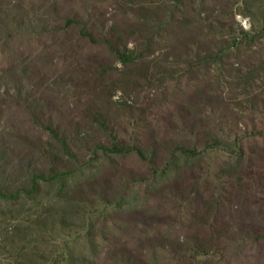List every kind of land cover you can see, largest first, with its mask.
Listing matches in <instances>:
<instances>
[{"label":"rangeland","instance_id":"1","mask_svg":"<svg viewBox=\"0 0 264 264\" xmlns=\"http://www.w3.org/2000/svg\"><path fill=\"white\" fill-rule=\"evenodd\" d=\"M68 1L0 0V264H264V238L192 244L234 227L238 190L264 205V0H86L126 33L133 63L96 33L45 25L43 7ZM39 94L86 131L70 155L36 122L26 98ZM142 142L198 151L154 167L101 148ZM236 166L256 173L242 188Z\"/></svg>","mask_w":264,"mask_h":264},{"label":"trees","instance_id":"2","mask_svg":"<svg viewBox=\"0 0 264 264\" xmlns=\"http://www.w3.org/2000/svg\"><path fill=\"white\" fill-rule=\"evenodd\" d=\"M86 0H73L68 1L66 3H63L62 5H55V4H48L47 6L43 7V17L46 18L45 25L50 24H57V23H65L66 28L71 27V25H77L78 26V35L82 38H91L92 41L94 40L92 37H94L93 33H96L97 35V41L109 45L110 47H114L113 51L115 55L118 57V59L122 63H133L137 60L136 56L134 55V52L129 50L124 44L122 45V39L124 40V37L126 35L122 34V30H119L115 25L111 23V20L108 19V16L103 15L104 13H100V11H97L96 14L89 11L88 3ZM136 0H123V2L131 3ZM145 1V0H142ZM70 40L65 39L58 40L56 42V45L61 49L63 46L66 45ZM69 80V81H68ZM67 81L71 84H74L76 87L77 80L68 79ZM82 83V84H81ZM89 79L84 80L83 82H80L78 87H83L85 85H88ZM40 96H28L26 98V101L28 102L29 108L32 109V111L35 113V115L38 117L39 120H36L37 123L41 124L51 135L52 137L58 142V144L61 146L63 152L65 154L70 155V144L72 142L80 143L81 141H84L86 138H84L86 131L81 128V126L78 127V121L77 120H71L66 114V112L55 106L53 103V100L50 96H43L44 94H39ZM37 97V98H36ZM180 109L176 111L178 119L181 121L185 120V116L181 114ZM92 118L97 123H101L104 128H107V125L105 124V121L100 118L92 116ZM171 123L169 120L168 123ZM193 129V126H191ZM194 135L197 137H200V141L202 138H204V135L200 132H197L195 128ZM208 136V134H206ZM210 138V136H209ZM206 140V139H205ZM214 144L208 145L209 147H214L216 144V141H213ZM142 142V144L135 146V147H129V146H121L118 144H113L111 148H104L101 146L102 150H106L113 153H126V152H135L139 157L147 159L149 163L156 167L158 166L157 159L159 158V155L164 153H182L185 155H195L198 150L196 149H188L185 148L182 145H168V144H153V145H145ZM42 153L45 156H48L49 158H53L55 156L54 153L48 152L44 148H41ZM241 151V150H240ZM262 172L264 175V166H261ZM231 172H229L230 177L239 183L240 188L244 186V181L246 179L251 178V174L254 172L251 168H242L240 166H236L233 168ZM35 172V170H33ZM252 172V173H251ZM254 176H256V173L254 172ZM57 177L56 175L54 176ZM39 178V177H38ZM37 178V179H38ZM42 178V177H41ZM254 187V186H253ZM7 186L1 185L0 186V196L6 198V194L1 192V189H6ZM171 190H175V192L179 191L182 192L183 188L177 187L175 185L171 186ZM249 189L247 190V192ZM246 191L244 190H238V202L237 207L240 211V216L237 221L234 223V227L229 224H226L227 226H218V227H210L211 230H209L204 235H197L193 238V246L195 249L199 250L201 253H207L211 250V240L212 238H224L228 233H239L242 235H245L246 237H251L254 239V237L257 238H264V222H261V218L264 215V205L259 207L256 203L252 204L249 202L251 199L247 198ZM254 205H257L260 209V212L253 209ZM154 220V219H153ZM155 221V220H154ZM152 221V223H155ZM212 233V234H211Z\"/></svg>","mask_w":264,"mask_h":264}]
</instances>
